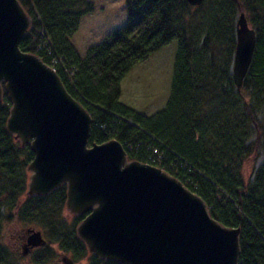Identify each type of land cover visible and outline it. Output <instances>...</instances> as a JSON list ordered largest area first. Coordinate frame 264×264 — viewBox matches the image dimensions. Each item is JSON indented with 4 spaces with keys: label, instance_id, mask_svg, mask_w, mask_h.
Returning <instances> with one entry per match:
<instances>
[{
    "label": "trees",
    "instance_id": "obj_1",
    "mask_svg": "<svg viewBox=\"0 0 264 264\" xmlns=\"http://www.w3.org/2000/svg\"><path fill=\"white\" fill-rule=\"evenodd\" d=\"M18 1L31 19L19 49L53 69L89 114V145L116 140L129 161L152 165L177 179L204 201L214 220L239 229L238 264H264V0H204L197 7L185 0H125L124 25L83 57L71 39L81 19L93 13L92 2ZM240 13L256 33V46L237 91L231 67ZM173 41L176 52L165 106L147 117L120 103L126 75ZM9 109L5 96L0 101V196L7 193L8 207H13L26 192V168L33 154L6 132ZM25 199L17 212L20 220L47 227L49 243L71 254L73 264H115L88 256L75 234L83 217H72L73 225L62 219L64 187ZM1 233L0 224V239ZM43 252L32 264L53 259L51 251ZM0 264H14L1 245Z\"/></svg>",
    "mask_w": 264,
    "mask_h": 264
},
{
    "label": "water",
    "instance_id": "obj_2",
    "mask_svg": "<svg viewBox=\"0 0 264 264\" xmlns=\"http://www.w3.org/2000/svg\"><path fill=\"white\" fill-rule=\"evenodd\" d=\"M200 6L204 0H185ZM31 19L18 0H0V101L6 132L33 154L26 197L65 188V212L83 217L77 239L88 256L115 264H238L239 229L214 220L204 201L163 170L129 161L116 140L89 145L92 119L60 78L19 44ZM256 46L244 13L236 21L231 67L241 91ZM27 244L45 245L29 230ZM26 249L24 252L26 254ZM64 264H73L63 258Z\"/></svg>",
    "mask_w": 264,
    "mask_h": 264
},
{
    "label": "rangeland",
    "instance_id": "obj_3",
    "mask_svg": "<svg viewBox=\"0 0 264 264\" xmlns=\"http://www.w3.org/2000/svg\"><path fill=\"white\" fill-rule=\"evenodd\" d=\"M88 1L94 5L93 13L81 19L78 31L71 39L80 57L85 55L89 47L100 43L113 30L121 28L126 21L125 0ZM175 52L176 42L173 41L150 56L147 61L134 67L121 83L120 103L147 117L160 111L169 98ZM15 142L21 148H25ZM250 172L249 169L245 170L246 177H249ZM25 196V194L20 196L13 207H8L10 198L7 193L0 196L2 232L0 245L12 255L14 264H32V261H36L34 260L36 255L44 253L46 249L53 254V259L48 264H64V257L72 260L71 254L63 253L55 243H49L47 227L42 224L40 226L38 224L40 222L24 223L20 220L17 212L22 206L23 199L25 202V198H28ZM64 215L62 219L66 224L73 225L70 215L66 212ZM29 230L39 231L45 245L37 248L28 246L25 239L30 236ZM74 264H86V261Z\"/></svg>",
    "mask_w": 264,
    "mask_h": 264
},
{
    "label": "flooded vegetation",
    "instance_id": "obj_4",
    "mask_svg": "<svg viewBox=\"0 0 264 264\" xmlns=\"http://www.w3.org/2000/svg\"><path fill=\"white\" fill-rule=\"evenodd\" d=\"M4 98H5V94H4ZM4 98H3V99H4ZM27 238H28V237H27ZM27 238L25 239V241L27 240ZM25 244H26V242H25Z\"/></svg>",
    "mask_w": 264,
    "mask_h": 264
}]
</instances>
